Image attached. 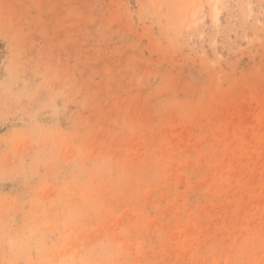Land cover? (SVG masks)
<instances>
[{"label": "rangeland", "instance_id": "obj_1", "mask_svg": "<svg viewBox=\"0 0 264 264\" xmlns=\"http://www.w3.org/2000/svg\"><path fill=\"white\" fill-rule=\"evenodd\" d=\"M0 264H264V0H0Z\"/></svg>", "mask_w": 264, "mask_h": 264}]
</instances>
